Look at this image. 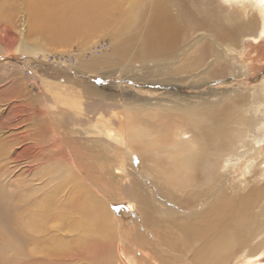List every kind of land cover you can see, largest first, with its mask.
<instances>
[{
  "label": "rangeland",
  "instance_id": "1",
  "mask_svg": "<svg viewBox=\"0 0 264 264\" xmlns=\"http://www.w3.org/2000/svg\"><path fill=\"white\" fill-rule=\"evenodd\" d=\"M130 1L137 3L123 1L108 20L71 31L65 16L56 17L60 8L39 12L30 0H0V139L9 144L0 151V264H121L120 257L126 264H193L198 246H206L204 254L212 248L216 236L208 226L214 221L218 228L243 223V230L233 229L227 246L208 252L209 264H220L219 257L221 264H264V257L244 258L264 250V145L235 172V154L245 153L250 130L258 134L254 127L264 121V37L254 40L264 26V3H253L249 16L235 20L223 0H161L176 19V39L168 52L153 47L144 56L141 40L158 0H138L132 8ZM126 17L132 19L125 27ZM48 82L59 87L50 89ZM56 96L57 104L49 99ZM133 100L185 106L221 100L197 113L225 124L222 139L208 137L204 147L221 145L211 157L218 161L208 162L203 152L193 168L188 153L173 163V140L156 141L149 157L132 156V147L121 148L107 133L97 140L86 133L111 117L125 132L127 114L137 131L149 129L146 138L179 126L183 142L197 143L187 117L149 106L118 108ZM41 110L56 115L58 133L46 129L51 122ZM25 147L43 154L19 155ZM100 161L113 168L102 169ZM124 161L125 168L115 167ZM104 169L109 173L100 193L93 180ZM75 186L82 191L68 197ZM82 193L90 198L89 212L76 198ZM241 199L248 204L244 222L237 213ZM184 225L198 228L201 237L183 241Z\"/></svg>",
  "mask_w": 264,
  "mask_h": 264
},
{
  "label": "bare ground",
  "instance_id": "2",
  "mask_svg": "<svg viewBox=\"0 0 264 264\" xmlns=\"http://www.w3.org/2000/svg\"><path fill=\"white\" fill-rule=\"evenodd\" d=\"M123 1H127V0H30L31 4L33 3V6L38 8V11H39V9L40 10L41 9H45L47 11L46 8H48V7H51L52 9L56 8V7L60 8L61 10H59V12H60L59 16H56V17L59 18L58 21H61L62 20L61 17L65 16L64 25L67 26L68 28H72L71 31H76L77 28L84 26L85 23H87V27L89 29V25H91L93 22H97L99 20H108V18L107 19H105V18L107 16L109 17V12L111 11V16H112V14L114 12H116L117 10H119V8L122 6V2ZM252 1H254V2H252ZM223 2H226L230 6L229 8H225V10L227 12H229L230 14H233V18L235 20H240L242 18L241 15H244V17L250 15V13L252 12V8H254V6H255L253 3H256L257 5L260 6L261 4L264 3V0H235L234 3L230 2V0H223ZM138 3H139L138 0H137V3L133 2V1H130L128 6H130V8H132L134 6H137ZM230 8H231V10H230ZM33 9H35V8H33ZM46 11H45V14H46ZM131 11H132V9H131ZM39 12H42V11H39ZM57 12H58V9H57ZM54 15H55V13H54ZM56 17H55V19H56ZM51 19H52V17H51ZM96 19H97V21H96ZM131 19H132L131 17H129V19H128V17L125 18V21H126V22H124L125 27L128 25V21L131 20ZM46 21H47V19H46ZM262 21L264 22V18H263ZM48 22H46V23H48ZM50 23H51V21H50ZM51 24H53V23H51ZM66 32L68 33V31H66ZM177 32H178V25L176 23V19L172 18L168 14V12L162 6V1L161 0L156 1V3L153 6V9H152V15L150 17V22H149V25L147 27V31L142 36V40H141L142 44L140 46L141 54H143L144 56L149 55V53L152 52L151 50H152L153 47H158L163 52H168L170 50V47H171L172 43L176 39ZM64 34L65 33L62 32V35L64 37H67L69 34L72 35L73 33L72 34L69 33L67 35H64ZM62 35H61V37H63ZM262 37H264V26L262 27V32L260 33V35L256 36L254 38V40L256 42H258L260 40V38H262ZM28 49L32 50L31 47H29ZM118 52L119 51H116V54ZM118 54L121 56L122 52H120ZM47 86H49L50 89H51V87H54V88L59 87L58 84L52 85V84H49V82H48ZM263 89H264V83H263ZM263 92H264V90H263ZM49 99L55 100L56 104L60 100V98L58 96L52 97V98H49ZM136 100H133V101L130 102V103H133V105H134L131 108H127V105L130 104L128 101H127L128 104H126L127 102L126 103L125 102H120L122 104H121V106H118V108L123 109V111L125 112V111H129V109H134V108L135 109H140V108H144V107L149 106V107H151V109L153 108L154 110H159V108H162V110L166 109L165 110L166 112L169 111L171 113H176L178 116H182L185 119L187 117L189 125L191 127V130L195 134V141H197V143H195L193 139H191L188 142H183L182 136L184 134H186L184 132L185 128L184 127H179L177 125H176L177 129L175 131H173V132H170V130H168L165 133L164 132L161 133L162 135L160 133H158L157 134L158 137L155 135L157 137V139H155V141H151V139H153L155 136H153L154 134L151 135V133H150V136H153V137H149V138H151L150 142L149 141L147 142V138L148 137L146 138L145 133L147 135V132L149 131V129L147 131L143 130V129L141 131H137L134 128L136 126H134L133 123L129 120V117L127 116V114L125 115V118H124L125 122L123 121L125 123V127H124L125 128V132L122 131V130L119 131V130H117V128L114 127V125H116L115 117H111L110 120H105V119L101 120V124H98V126H96L94 128V131L86 132V133L87 134H94L93 135L94 136V140H97V139L100 138L98 134L101 133V132H105V133H107L109 135V138H111L110 139L111 142H114V143L118 142V144L120 146H123L121 148H124V147L130 148V147H132V151H131L132 156H135L136 153H138V155L139 156L141 155V157H149L151 155V153L153 154L154 152H151V151H153V149L152 150H150V149L152 147L154 149L159 147L158 146L159 145L158 142L163 144V143H165L167 141L173 140L172 144H174V145H171V147L173 146L175 148L174 151H175V154H176V155L175 154L173 155V163L176 162V158L177 157H179V156H181V155H183L185 153H188V156H187V158L189 159L188 167H190V168H193L195 166L196 161L198 159V156L202 155L203 152L205 153V155L207 157V160L209 158L211 159V157L213 155L215 156V155H218V154H220L222 152V146L218 145V143L214 144L213 148L211 150H209V148L206 149L204 147L206 146V141H207L208 137L222 139L221 136L223 135V133H224V131L226 129L225 124L218 117H215L216 119H214V118L206 119L205 116H201V115L197 114L199 111H201L202 109H205L207 106L209 107L211 105L212 106L218 105L219 103H221V100H219V102L216 103V104L211 103V102H207V104H201L200 102H198V103L190 102L191 105H189V106L188 105H186V106L185 105H179L177 103H175L173 105H167V104H162L161 102H160L161 104H159V103H157V104H148V103H144V102H141V103L137 104L135 102ZM187 101H189V100H187ZM130 106H132V104ZM261 107L264 108V101H262ZM145 109L148 110L149 108H144V110ZM261 112H263V114H264V111H261ZM44 114L45 115L48 114L49 122H51L47 127L45 126L46 129L49 130L50 132H52L53 134L56 133V132L58 133L59 129L54 127V124L56 122L55 123L52 122L53 118L56 115L54 113H52V112H47V111L46 112L45 111L42 112V110L40 111L39 115L42 116ZM156 115H159V114L157 113ZM20 116L22 117V114ZM156 124H157V122H156ZM192 124H193V126H192ZM124 128H122V129H124ZM150 129L156 130V126H154L153 128L151 127ZM182 129L184 131H182ZM254 129L258 132V134H252V130H250V136L252 138V140H251L252 143H251L250 147L249 148L245 147V149H244L245 153L244 154L243 153H240L239 155L235 154V157H238V159L235 160V172L237 170L236 166H237L238 162L243 161L245 158L249 157L250 155H253L254 157H256L257 156L256 153L260 152L261 149H262L261 147L264 145V121H262L257 126H255ZM35 134H36V132H35ZM147 136H149V132H148ZM106 140H109V139L107 138ZM156 141H158V142H156ZM189 145H190V148H187V147H189ZM7 146L9 147V144L5 140L0 139V151H4V148L7 147ZM150 146H152V147H150ZM154 146H156V147H154ZM17 148H19V147H17ZM26 150H28V152L31 155H33L34 157L38 156L40 153L43 154L42 149L36 150L35 148H32V147L31 148L25 147V148H23L21 150H18L19 155H22L24 152H26ZM158 151H159V149H158ZM212 151H215V154H213ZM148 152H151V153H148ZM157 153H155V154H157ZM159 154H161V153H159ZM0 156H1V154H0ZM213 158L215 159L216 156L213 157ZM212 159L209 160L208 162L213 163V162L218 161V160H212ZM104 160H106L105 157H104ZM103 161L99 162V165H101L102 169L104 167H107V166L112 167L108 163V161H106V166H105ZM125 162L126 161H124V163L121 162L120 164H117L115 167L118 168V169H120L121 167L125 168L127 166L125 164ZM137 162H139V161H137ZM142 162H143V160H142ZM255 162H256V158L254 159V163ZM262 163H264V161ZM262 163H260V164H262ZM252 166H254V165L252 164ZM255 166H257V165L255 164ZM77 168H79L82 171V169H81V167L79 165H77ZM249 168L250 167H246L245 166V168L243 169V172H244L243 174L244 175L246 174V171ZM165 172H164L165 173L164 175H166L167 173H174L176 171H175V169H173V170H168V171H165ZM5 173H7L6 170L3 172V174H5ZM101 173H103L104 176L99 175L98 179H94L93 180V181L96 180L94 182L95 183V187H97L99 189L100 193L102 192V189L105 188L106 174L109 173V171H108V169H106V170L104 169ZM197 173L198 172H194L195 175ZM83 179H85V178H83ZM2 184L3 183L0 181V186ZM40 186H41V184H40ZM77 186H75V188H72V189L69 188L71 193H69V191H68V193L66 195H68V197H70L72 195V193H73V190L80 191ZM82 189H81V191H82ZM83 192H85V190ZM83 195L84 194L82 193L81 195L77 196L76 198H81V200L83 201V206H82L83 208L82 209L85 210L86 212H89L88 205H89V203H91V201L89 200L90 198H89V196L86 197L88 194L85 197ZM89 195H91V194H89ZM217 201H219V200H217ZM217 204H219V203H217V202L213 203V204H211V207L215 208ZM238 205H239V209L237 210V213L239 212V215L241 217L240 218V222H244L245 221L244 215H245V211L247 209V205L248 204H246V201L244 202V199H241L239 201ZM40 211H42V216H43L45 208L43 210L40 209ZM31 213H33V212H31ZM242 225H243V223L235 228V227H230L227 224H224L222 227L218 228V224L214 221V223L212 225L208 226L209 231H211L216 236L214 238V240H213L212 248L204 254V249H205L206 246H204V245L198 246L195 249V251L193 253V256H192V258L197 259V261L195 263H193V264H209L207 262V260H206V256L208 255L207 253L208 252H211V253L214 252L215 253L218 248H223V247L227 246V243H225L227 236L233 231V229H235V234H237L238 231H242L243 230V226ZM33 228H34V226H33V223H32V229ZM180 231L183 234L182 238H183V241H185V242H189V241H192L193 239H195L197 237H201L200 236L201 231L198 228H193V227H190L189 225H184L180 229ZM182 234H181V236H182ZM105 248H107V247H105ZM98 250H100V249H98ZM215 256H216V254H215ZM262 257H264V250H262L260 252L257 251V253L255 255H253V256L248 255V253L246 255H244V258H246L248 263H253L254 261H257V260L261 259ZM120 259H121V264H126L121 257H120ZM219 259H220V264H221L222 258L219 257Z\"/></svg>",
  "mask_w": 264,
  "mask_h": 264
}]
</instances>
